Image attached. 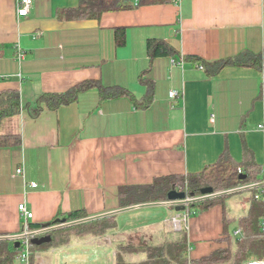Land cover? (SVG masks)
<instances>
[{"label": "crops", "instance_id": "1", "mask_svg": "<svg viewBox=\"0 0 264 264\" xmlns=\"http://www.w3.org/2000/svg\"><path fill=\"white\" fill-rule=\"evenodd\" d=\"M80 2L32 0L28 14L18 16L17 0H0V94L18 92L21 101L19 112L0 121L1 135L19 138L0 147V235L23 231L20 203L33 214L27 223L42 225L58 213L120 208V187L198 173L224 154L239 165L246 154L264 165V72L229 64L208 73L192 59L264 55V0H164L98 18H65ZM149 39L175 52L151 57ZM89 80L96 84L69 104L43 105L35 116L26 106ZM249 196L235 193L225 207L188 216L190 259L235 248ZM163 207L136 226H126L130 216L118 214L113 233L39 250L35 264H62L55 255L70 252L87 261L106 255L116 264L122 242L141 245L171 231L178 212Z\"/></svg>", "mask_w": 264, "mask_h": 264}, {"label": "trees", "instance_id": "2", "mask_svg": "<svg viewBox=\"0 0 264 264\" xmlns=\"http://www.w3.org/2000/svg\"><path fill=\"white\" fill-rule=\"evenodd\" d=\"M164 0H81L74 9L64 12L67 19L98 18L103 12L130 9L137 5L161 2ZM117 41H122L123 33L116 31ZM151 57L167 55L175 52L165 41L149 39L146 44ZM195 62L208 73H215L226 65H251L264 71V55L239 53L233 57L206 61L200 57H192ZM94 81L81 82L69 90L60 93H43L35 101V105H26L31 115L35 116L43 109V105L56 108L75 101L80 92L94 86ZM103 96V88L101 89ZM149 102V99H147ZM148 102L144 105H147ZM21 101L18 92L0 94V121L3 117L19 112ZM17 136H3L0 134V147L9 144H18ZM240 174H245L240 178ZM264 181V165L258 166L246 154L241 165L224 154L216 163L205 167L194 174L166 175L157 177L153 182L143 185H129L119 188L120 207L132 204L161 201L166 199L167 192L172 188L181 187L189 197L199 196L203 187L210 186L213 191H221L233 187ZM264 186L247 190L250 194V208L247 214L240 219L242 234L235 240V248L231 246L218 249L210 255L190 259L188 256V242L186 229H171L162 239L147 241L145 244L136 245L133 242H122L117 247L115 256L116 264H244L245 261L261 259L264 249ZM245 192V191H243ZM242 193V192H238ZM235 194V193H234ZM233 194L206 199L188 205L184 210L189 215H195L207 210L215 204H222ZM258 195V197H255ZM87 216L84 210H75L66 214L58 213L57 217L67 220L79 219ZM54 218V219H55ZM53 219V220H54ZM53 220L50 222L52 223ZM119 226L117 215L99 218L78 225L51 231V240L40 245L29 243L30 264H35V254L39 250L50 249L68 244L73 238L101 237L113 233ZM41 224H31L30 229H37ZM231 244V242H229ZM23 255V246L15 247L13 241H0V264H18ZM134 255H141L133 259Z\"/></svg>", "mask_w": 264, "mask_h": 264}, {"label": "water", "instance_id": "3", "mask_svg": "<svg viewBox=\"0 0 264 264\" xmlns=\"http://www.w3.org/2000/svg\"><path fill=\"white\" fill-rule=\"evenodd\" d=\"M240 178H244L245 174H240ZM264 186V181L251 183V184H245L237 187H233L230 189H225L221 191H213V188L210 186L203 187L200 190V195L195 197H187L185 191L178 190L175 187H172L166 195L165 200L161 201H151V202H143V203H137L132 204L129 206L120 207L111 211H106L103 213H99L96 215H89L85 216L79 219L74 220H67L65 217H57L53 220L52 223H45L42 224L40 228L37 229H31L28 232H21L19 234H13V235H0V241H13L15 247H19L21 244V240L28 238L30 243L35 245H40L42 243L49 242L51 240L50 232L53 230L70 227L74 225H78L81 223H85L88 221L96 220L103 217L118 215L127 211L139 209V208H145V207H153V206H171L174 208L175 211H182L184 210L188 205L203 201L210 198L220 197V196H226L229 194H234L238 192H243L250 190L252 188L261 187Z\"/></svg>", "mask_w": 264, "mask_h": 264}, {"label": "built area", "instance_id": "4", "mask_svg": "<svg viewBox=\"0 0 264 264\" xmlns=\"http://www.w3.org/2000/svg\"><path fill=\"white\" fill-rule=\"evenodd\" d=\"M31 4H32V0H17V11H16L17 15L18 16H26L28 14V11H29ZM16 56L20 60L23 57V51L20 49L16 50ZM169 95H170V97H176L177 92L176 91H170ZM259 127H262V125H259ZM16 173L22 174L23 168L22 167L17 168ZM30 184L32 187L36 186V183H34V182H32ZM178 190L183 191V189L181 187H179ZM261 195H264V191L261 193ZM187 197H189V196L187 195ZM255 197H258V195H256ZM18 210H19V213L25 219V224L23 226L22 232L30 231L31 230L30 224L27 223V221L32 218V216H33L32 212L27 209L25 203H20L18 205ZM188 216H189L188 212H184L183 214L178 212L177 215L170 218L171 228L174 230H179L181 228H185L186 227L185 223H186ZM29 243H30V241L28 238L21 240V245L23 246V255H22L21 260H20L21 264H30V261H29L30 252L28 250ZM245 264H264V259L248 260L245 262Z\"/></svg>", "mask_w": 264, "mask_h": 264}, {"label": "rangeland", "instance_id": "5", "mask_svg": "<svg viewBox=\"0 0 264 264\" xmlns=\"http://www.w3.org/2000/svg\"><path fill=\"white\" fill-rule=\"evenodd\" d=\"M156 207V206H155ZM154 209H157L158 211H163L164 209H166L165 207H157V208H154V207H145V208H139V209H135V210H131V211H127V212H124L126 215H129L130 217L126 219L122 218L121 221H123V219L125 220L126 222V226H132V225H142V224H145L146 221L148 220H152V216L153 214L151 215V212L152 211H155ZM156 210V211H157ZM119 219H121L119 217ZM155 219V218H154ZM172 229V228H171ZM134 239V238H131V240ZM44 254V253H42ZM79 254V253H72L70 252L69 254L67 253H59V254H56L55 257L58 258V262L59 263H62V264H72L73 261L77 262V263H81L83 264L85 262V264H110V260L108 258V256H103L101 258H99L98 256H94L93 258L91 259H88L87 261V258L84 257L83 259V255L81 256H78L76 258V255ZM101 262V263H100Z\"/></svg>", "mask_w": 264, "mask_h": 264}]
</instances>
